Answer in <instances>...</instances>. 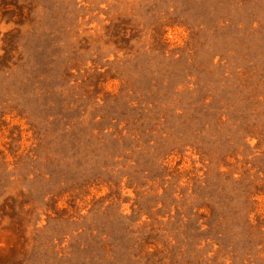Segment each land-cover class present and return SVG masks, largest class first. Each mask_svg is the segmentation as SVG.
Masks as SVG:
<instances>
[{
    "label": "rangeland",
    "instance_id": "rangeland-1",
    "mask_svg": "<svg viewBox=\"0 0 264 264\" xmlns=\"http://www.w3.org/2000/svg\"><path fill=\"white\" fill-rule=\"evenodd\" d=\"M0 264H264V0H0Z\"/></svg>",
    "mask_w": 264,
    "mask_h": 264
}]
</instances>
